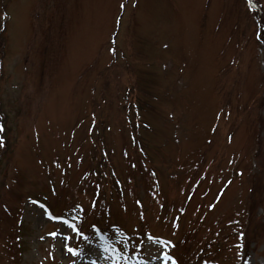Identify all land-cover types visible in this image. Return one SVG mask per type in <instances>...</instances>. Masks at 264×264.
<instances>
[{
    "label": "rangeland",
    "instance_id": "1",
    "mask_svg": "<svg viewBox=\"0 0 264 264\" xmlns=\"http://www.w3.org/2000/svg\"><path fill=\"white\" fill-rule=\"evenodd\" d=\"M256 1L0 0V264H264Z\"/></svg>",
    "mask_w": 264,
    "mask_h": 264
},
{
    "label": "snow or ice",
    "instance_id": "2",
    "mask_svg": "<svg viewBox=\"0 0 264 264\" xmlns=\"http://www.w3.org/2000/svg\"><path fill=\"white\" fill-rule=\"evenodd\" d=\"M250 2H251V0H250ZM121 7H124V5L122 4ZM0 131H3V129L0 128ZM32 203L33 204H36L37 202L36 201H32ZM40 207L41 208H44V205L41 204ZM93 207H95V204L93 205ZM41 215L43 216V213H41ZM49 216H51L50 213H49ZM52 235H55V233H53ZM41 239H43V237H41ZM84 240H89V237L88 236H84ZM60 243H61V255H63L64 245H63V242L62 241ZM169 243H171V242H169ZM110 247L111 246H109V245L106 244V246H104L103 249H102L103 252L107 253L109 251ZM173 247H174V245H173ZM112 250L115 251V249H112ZM67 252L68 253H71L73 256H82L83 253H84V248H83V246H81L79 249L74 248V247H67ZM53 259H54V257H53ZM164 259L165 260L172 259L173 264H176V261H175V259L173 257H170L168 255H165ZM92 264H95V261H93Z\"/></svg>",
    "mask_w": 264,
    "mask_h": 264
},
{
    "label": "trees",
    "instance_id": "3",
    "mask_svg": "<svg viewBox=\"0 0 264 264\" xmlns=\"http://www.w3.org/2000/svg\"><path fill=\"white\" fill-rule=\"evenodd\" d=\"M262 40H264V30L262 31V36H261Z\"/></svg>",
    "mask_w": 264,
    "mask_h": 264
}]
</instances>
